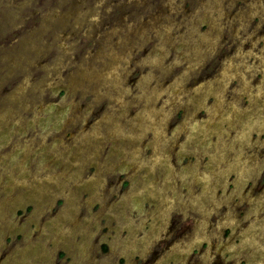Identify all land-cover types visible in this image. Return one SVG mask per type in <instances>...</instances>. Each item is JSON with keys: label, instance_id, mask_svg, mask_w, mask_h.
<instances>
[{"label": "rangeland", "instance_id": "1", "mask_svg": "<svg viewBox=\"0 0 264 264\" xmlns=\"http://www.w3.org/2000/svg\"><path fill=\"white\" fill-rule=\"evenodd\" d=\"M261 3L0 0V264H264Z\"/></svg>", "mask_w": 264, "mask_h": 264}, {"label": "flooded vegetation", "instance_id": "2", "mask_svg": "<svg viewBox=\"0 0 264 264\" xmlns=\"http://www.w3.org/2000/svg\"><path fill=\"white\" fill-rule=\"evenodd\" d=\"M261 4H262V5H260V4H259V7H258V9H259V10H261V11L263 12V9H262V7L264 6V4H263V3H261ZM250 51H252V50H250ZM248 52H249V50H248L246 53H248ZM257 52L261 53L262 51H261V50H259V51H257ZM257 52H256V53H257ZM254 53H255V52L253 51V54H254ZM261 54H262V53H261Z\"/></svg>", "mask_w": 264, "mask_h": 264}, {"label": "bare ground", "instance_id": "3", "mask_svg": "<svg viewBox=\"0 0 264 264\" xmlns=\"http://www.w3.org/2000/svg\"><path fill=\"white\" fill-rule=\"evenodd\" d=\"M166 108V107H165Z\"/></svg>", "mask_w": 264, "mask_h": 264}]
</instances>
